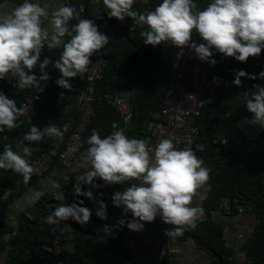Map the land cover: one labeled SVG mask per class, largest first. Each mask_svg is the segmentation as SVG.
I'll return each instance as SVG.
<instances>
[{"label": "clouds", "instance_id": "obj_1", "mask_svg": "<svg viewBox=\"0 0 264 264\" xmlns=\"http://www.w3.org/2000/svg\"><path fill=\"white\" fill-rule=\"evenodd\" d=\"M135 2L103 0V5L109 18L123 21L131 17L136 25L146 26L141 31L146 45L170 42L177 48L190 47L199 60L212 65L217 63L213 49L240 62L259 56L264 50V0H211L203 9L194 0H162L153 10L144 12L133 10ZM83 11V6L77 11L70 4H61L50 12L47 6L23 0L0 14V80L15 77L20 90L40 88L41 81L49 80L45 70L53 63L49 57L40 61L47 45L48 50L62 48L59 59L54 62L61 73L56 83L71 90L70 79L87 73L91 56L109 44V37L99 31L92 19L80 18ZM45 20L48 27L44 26ZM73 20L77 22L70 27ZM194 32L204 42L197 44L193 40ZM37 66L42 75L33 72ZM234 75L236 86L241 85V77L257 78L256 74L250 75L244 70ZM258 75L264 79V71ZM255 89L245 105L252 113L251 123L264 127V86L256 85ZM24 114L23 105L18 107L14 99L0 91V132L18 128L19 118ZM111 127L113 131L104 138L93 129L87 140L89 147L81 165L85 171L76 176L73 186L77 196L95 200L91 188L85 192L81 186L99 188L98 179L106 185L139 181L112 196L116 207L123 206L132 213L133 219L127 223L130 230L141 231L144 222L151 223L158 215L164 223L173 226L165 230L169 237L181 233L185 227L195 228L203 209L194 206V197L210 180L211 170L204 166V161L190 146L177 148L170 138L160 139L152 148L148 140L126 135L118 122L114 121ZM63 134L60 127L51 123L42 129L33 125L24 140L40 142L46 135L62 138ZM17 149L14 151L5 145L0 154V169L11 170L27 182L36 171L26 158L31 155V149L20 144ZM98 203L97 215L107 219L106 202L101 199ZM83 205V200L70 205L62 203L45 218V223L58 225L71 218L87 225L92 211ZM104 228L107 230L109 226Z\"/></svg>", "mask_w": 264, "mask_h": 264}, {"label": "trees", "instance_id": "obj_2", "mask_svg": "<svg viewBox=\"0 0 264 264\" xmlns=\"http://www.w3.org/2000/svg\"><path fill=\"white\" fill-rule=\"evenodd\" d=\"M9 1L11 0H0V11L4 10ZM21 1L12 0L17 3ZM161 2L162 0H136L133 10L150 11ZM210 2L211 0H194L200 9ZM100 5L108 17L103 0H100ZM80 18L92 19L96 25L98 24L91 8L86 14H80ZM108 19L110 22V28L107 30L108 64L103 78L97 85L96 113L84 133L85 146H89L87 140L93 129L99 131L102 138L111 134L113 131L111 125L114 121L119 123L120 128H123L130 138L146 140L150 138L149 126L161 118L165 95L169 88L171 67L180 49L171 45L170 42L167 45L156 46L144 44L141 31L146 30V26L142 28L136 25L131 17H125L123 21L115 17H108ZM76 22V20L71 21L69 26ZM193 35L197 34L194 32ZM61 51L62 48L48 50L46 46L42 52L40 61L49 57L53 63H50L45 70L49 74V80L41 81L40 88L23 89L14 94L10 85L14 77L1 81L0 91L14 99L18 107L20 100L26 94L38 93L41 99L36 102L38 113L31 123L19 119L18 128L0 132V154L5 145H10L14 151L18 150V144L28 146L31 149V155L26 158L31 163L34 158L51 148L54 139L46 135L40 142L24 140L25 134L33 125L42 129L51 123L62 130L66 121L76 123L81 113L78 98L87 83V73L82 77L78 75L70 79L73 85L71 90L57 85L56 80L61 73L54 67V62L59 59ZM262 56H264V50L259 56L249 57L246 62H240L234 57H226L217 52L216 57L221 62L213 65L212 74L222 79V86L219 87L217 97L203 109L198 117L206 150H194L196 155L204 161V166L211 170L209 209L220 207L224 196L238 197L241 204H247V202L252 204L251 211L256 223L244 249L245 253L253 259V264H264V127L251 123L252 113L247 110L245 103L256 90V85L264 86V79L258 75L264 71V68L251 64L252 59ZM239 70H244L250 75L256 74L257 78L253 80L241 77V85H233L230 80L235 79L234 73ZM35 74L42 75L38 66ZM117 91L130 94L132 118L127 123L112 103V98L108 96ZM223 139L226 140L225 143ZM56 163L58 162L53 163L52 168ZM40 178L32 174L25 182L19 174L0 169V249L6 246L8 239H11L14 251L19 250L13 255L11 264H40L39 255L42 245L51 233L52 225L45 223V218L57 207V204L56 199L49 195L42 196L35 209L21 215L18 225L13 226L4 218L5 211L15 195H20ZM19 180L24 181L23 184L19 185L17 183ZM96 183L101 187L87 186L85 191L91 188L96 199L100 200L104 182L98 179ZM132 183L138 184L139 181H127L121 189L124 190ZM15 189L17 193H11ZM86 198L87 196L81 195L78 202L83 200V206L88 207ZM106 201L108 215L112 217L115 214L114 210H120V208L113 204L112 197L107 198ZM71 220L76 232V243L74 247H69L63 238V255H67L68 259L76 264H105L102 255L104 222L94 212L87 225ZM203 243L213 255L211 264H235L236 255L232 248L226 245L222 229L213 226L210 221ZM110 247L114 253H120L119 240L111 241Z\"/></svg>", "mask_w": 264, "mask_h": 264}, {"label": "built area", "instance_id": "obj_3", "mask_svg": "<svg viewBox=\"0 0 264 264\" xmlns=\"http://www.w3.org/2000/svg\"><path fill=\"white\" fill-rule=\"evenodd\" d=\"M22 2L23 0L15 3L18 5ZM31 2L39 3L41 6H47L50 12L55 9L58 3L70 4L74 6L77 11L83 6L84 11L80 14H86L88 9L91 8L93 16L98 20L97 27L99 31L107 35V30L110 28L109 19L101 8L100 0H31ZM44 26L48 27L47 20H45ZM193 40L197 44L203 42L198 34L195 36L193 35ZM46 46L47 45H45V48ZM107 55L108 46L106 45L99 52L91 56L90 59L92 63L86 75L87 83L78 98L81 113L76 123L72 121H66L64 123L62 129L64 134L62 138H54L51 148L42 152L32 160L31 164L36 169L33 174L39 177L44 176L50 171L54 162L71 168L77 156L84 149V133L96 113V89L98 82L103 78L105 67L108 64ZM216 55L217 52L213 49V58L217 63L221 62ZM251 64L264 68V56L252 59ZM212 67L213 65L210 62L199 60L195 51L190 47L179 49L178 55L171 67L169 88L165 95L161 118L150 124L151 136L148 139L149 147L154 148L162 138H170L176 144L177 148L190 146L193 150H206V143L202 137L198 117L203 112V109L217 97L219 87L222 86V79L212 74ZM36 69L37 67L33 69L34 73ZM2 80H0V83ZM233 81L234 79L230 80L231 84L235 85ZM16 84L17 78L14 77L10 84L14 94L21 91L16 87ZM108 96L112 98V103L124 119L127 122L130 121L132 118L130 97L123 91H117L114 94H108ZM40 99L41 96L38 93H32L26 94L24 98L20 100L19 107L23 105L25 108V114L19 118L20 121L27 123L33 121L38 113L36 102ZM222 141L224 143L226 142L225 139ZM65 184L75 193L73 187L75 182L66 178ZM98 202L99 200L97 199L93 200L88 197L86 198L88 207L96 215L99 208ZM221 208L230 214H242L247 210H251L252 204L250 202L241 204L238 197L224 196L222 197ZM106 211L108 217V208ZM169 228L170 225L164 223L158 215L159 235L157 243L159 246V259L156 264H164L171 250L169 246V236L165 235V230ZM61 229V224L51 226V233L46 237L39 255L40 264H76L75 262H71L67 255H63L62 238L60 234ZM15 232L16 230L14 233ZM18 252L19 250H16V252L14 251L12 240L8 239L6 246L0 249V264H11L13 255ZM235 264H253V259L247 254L236 255Z\"/></svg>", "mask_w": 264, "mask_h": 264}, {"label": "crops", "instance_id": "obj_4", "mask_svg": "<svg viewBox=\"0 0 264 264\" xmlns=\"http://www.w3.org/2000/svg\"><path fill=\"white\" fill-rule=\"evenodd\" d=\"M16 5L17 3L10 1L0 13L7 12ZM60 5L58 3L55 8ZM124 93L130 97L128 92ZM88 147H84L71 168L56 163L48 174H45L35 183L29 185L20 195H15L4 214L7 222L13 226L18 225L21 215L35 209L37 203L44 195L55 198L57 207L62 203L70 205L73 202H78L79 196L66 186L65 180L69 178L72 182L76 183V176L85 171L81 165L84 163ZM23 182L22 180L17 181L19 185L23 184ZM124 183L120 185L104 184L102 195L99 199L107 202V198H111L115 192L123 191L121 186ZM87 186L90 185H82L81 187L85 190ZM210 192L211 184L209 181L198 190L197 196L194 197V206L201 207L203 214L196 221L195 228L185 227L181 233L169 237L171 250L164 264H211L213 255L206 244L203 243V237H206L209 221L213 226L222 229L226 245L232 248L235 255L246 254L244 245L254 230L256 223L254 214L251 210H247L242 214H230L225 212L221 206L209 209ZM11 193L16 194V189L12 190ZM38 193H42V195L38 196ZM119 208L120 210H114L115 214L111 215L112 217L108 215L107 219L102 220L104 226H109L108 231L105 228L103 229L102 255L104 263L156 264L159 259V246L157 243L159 235L158 216L151 223L144 222V228L141 231H132L127 226V223L133 219L132 213L127 211L123 206ZM121 220L124 223H121ZM60 224L62 227L61 238L66 240L67 246L74 247L76 232L74 231L71 218L67 221H62ZM65 225L69 226L65 227ZM171 227L173 226L170 225ZM116 240H119L121 244L119 254L114 253V250L110 247V242Z\"/></svg>", "mask_w": 264, "mask_h": 264}]
</instances>
